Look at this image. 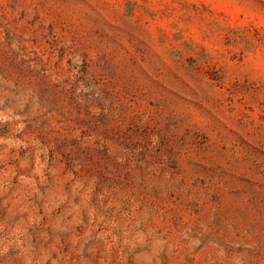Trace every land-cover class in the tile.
<instances>
[{
    "label": "rangeland",
    "instance_id": "1",
    "mask_svg": "<svg viewBox=\"0 0 264 264\" xmlns=\"http://www.w3.org/2000/svg\"><path fill=\"white\" fill-rule=\"evenodd\" d=\"M0 264H264V0H0Z\"/></svg>",
    "mask_w": 264,
    "mask_h": 264
}]
</instances>
